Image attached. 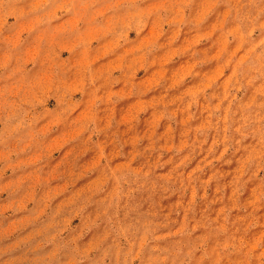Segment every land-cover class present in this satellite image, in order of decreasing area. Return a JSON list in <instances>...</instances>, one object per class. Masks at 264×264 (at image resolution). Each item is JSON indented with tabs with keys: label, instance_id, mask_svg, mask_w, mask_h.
I'll list each match as a JSON object with an SVG mask.
<instances>
[{
	"label": "rangeland",
	"instance_id": "obj_1",
	"mask_svg": "<svg viewBox=\"0 0 264 264\" xmlns=\"http://www.w3.org/2000/svg\"><path fill=\"white\" fill-rule=\"evenodd\" d=\"M0 264H264V0H0Z\"/></svg>",
	"mask_w": 264,
	"mask_h": 264
}]
</instances>
